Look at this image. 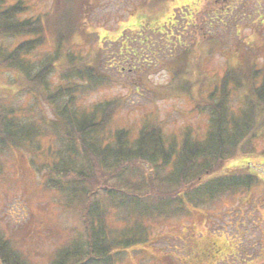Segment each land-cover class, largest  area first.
<instances>
[{"label": "trees", "instance_id": "obj_1", "mask_svg": "<svg viewBox=\"0 0 264 264\" xmlns=\"http://www.w3.org/2000/svg\"><path fill=\"white\" fill-rule=\"evenodd\" d=\"M143 2L135 9L136 20L124 30L138 34L149 23L143 30L147 41L165 7L154 0ZM28 7L23 0H0V38H10L0 43V67L13 71L20 92L39 97L52 109V117L32 122L23 119L26 114L21 111L0 109V148L25 147L45 186L61 194L65 207L79 209L82 235L55 251L48 264H115L131 245L147 241V220L191 215L193 207H203L214 195L252 183L250 175L241 178L236 172L241 168H233L229 161L246 155L253 138L264 137V73L255 81L259 71L249 67L245 74L240 63L235 66L229 57L233 52L227 53L232 64L225 75L202 71L201 81H207L208 90L199 87L191 95L192 110L187 112L206 114L204 133L199 128L203 124L187 127L178 140L164 136L159 125L146 118L132 135L128 128L112 127L122 97L92 103L86 99L113 80L110 69L116 62L105 57V44L100 46L98 38H92L66 48L53 46L42 21L45 14H29ZM106 35L107 30L102 36ZM213 40L219 43L217 36ZM133 50L136 54L131 55L117 49V59H126L130 70L141 68L139 82L147 90L162 97L182 93L173 79L177 63L158 57L154 49H138L134 44L128 51ZM143 50L151 53V59ZM158 69L166 70L170 78L153 86L147 76ZM45 136L51 143L42 144ZM42 146L48 153L46 162L37 161ZM108 224L115 225H111L114 235ZM0 264H26L1 235Z\"/></svg>", "mask_w": 264, "mask_h": 264}, {"label": "rangeland", "instance_id": "obj_2", "mask_svg": "<svg viewBox=\"0 0 264 264\" xmlns=\"http://www.w3.org/2000/svg\"><path fill=\"white\" fill-rule=\"evenodd\" d=\"M13 1L15 0H10V2ZM23 1L28 5L30 4L32 15L45 14L42 21L46 27L47 38L51 43L53 42V46L58 45L61 48H66L70 43L77 44L79 42L82 44L92 38H98V45L100 46L108 41L103 53L110 62H116V67L110 69L113 80L110 81L109 85L89 94L86 99L92 103L98 101L96 99L99 98L103 100L114 96L122 97V105L117 107L116 115L112 121L114 125L111 126L115 129L128 128L132 135L137 133L146 118L151 120L149 122H156L164 136L173 135L178 140L181 131L187 127L195 129L199 124H203L199 128L201 131H205L206 114H203L204 116L194 112L190 114L187 111L192 110L189 109L192 108V93L194 92L196 95L199 87L203 88L202 91L208 90L207 81H201L202 71L220 75L224 69V56L218 52L220 51L218 48L220 43L233 49V53L229 57L234 59L235 66L240 62L239 56L235 52L238 48L242 50L241 59L244 62L251 60L256 47L259 52L261 51L259 61L264 59V37H258L256 44H254V35L243 37V41L237 42L240 31L239 24L253 19L241 16L239 5L235 6L234 11L236 13L222 18V23L216 22V20L213 22V29L211 28L210 31L213 30L216 33L214 34L215 37L220 36L223 39H220L218 44L209 43L208 50L211 55H208L204 45L190 47L186 43L185 32L189 26V21H187L189 12L186 8H180L181 2L179 0L174 1L170 11L168 8L164 22L158 26L159 31L157 32H160L164 44L158 37V33L149 35L146 38L147 41L143 40L145 34H140L141 38L136 37V40L142 43L136 45L138 49H157L158 57H169L178 64L177 73L173 79L181 86L182 93L177 97L156 96L139 82L138 72L141 71V68L137 66L138 68L129 71L130 66H128L126 59L120 61L116 56L118 44H120V50L126 54L132 55V52L136 54L134 50H128L132 49L129 43L133 41L132 38L137 33L123 32V28L136 20L135 15L138 11L135 9L140 6L139 1L142 0ZM143 3L141 2V6L145 4ZM115 25L117 26L115 31L102 36L105 30L110 32ZM148 25L149 23H145L139 32L143 33ZM249 30L250 28L243 26L241 33H248ZM96 32L99 33L98 37H94ZM9 40L10 38H0V43L10 42ZM151 40L155 43L148 45ZM143 51L151 59V53L148 50ZM204 63L205 65L202 67ZM143 65H148V63H143ZM210 69L218 70L210 72ZM15 77L13 71L0 67V97L4 98L0 102V109L13 108L17 112L21 111V114H26L23 119L32 122L34 121L33 118H51L52 109L39 97L36 100L33 94L20 92L18 85H15ZM169 78L170 74L166 70H156L147 76V81L153 86H159L165 84ZM54 81L53 84L57 85L56 78ZM203 82L205 83L203 84ZM7 86L9 89L5 88ZM184 87L189 92L184 91ZM7 91L11 92V95L8 96ZM255 133L259 134L258 132ZM50 140V137L45 136L42 138V144H49L51 143ZM6 146H10V144ZM263 146L264 144L256 146V150ZM42 148L43 151L38 153L37 161L46 162L48 153L46 147L42 146ZM8 149H12V147ZM25 150L24 147L15 149L14 152H8L4 147L0 148V235L9 240L10 245L24 259L26 264H48L55 251L58 252L65 245L71 246V241L82 235L83 221L78 208L65 207L61 194L56 193L53 188L45 186L44 179L36 172L37 163L31 161V157L25 153ZM35 160L36 158H33V161ZM256 167L260 170L259 166ZM261 171L264 173V170ZM259 177H261L260 174ZM263 186L262 182L256 183L254 186L256 192L252 201L256 199L257 193L261 191ZM235 198L238 201L241 200L239 193H229L228 197L226 195L220 197L219 204L221 205H218L217 210H215L216 214L213 215L218 218L221 214L222 221L212 217L210 220L214 222V226H210V222L206 220V212L147 220L149 240L145 243L131 245L126 249L127 252L123 251L121 257L116 259L114 263L192 264L190 235L185 232L178 234L177 230H179L180 223L191 222L193 226L195 223L202 231L206 228L207 222L208 226L214 230L225 226L224 230L227 237H233V225L227 222V211L232 209L228 205ZM237 200L233 202L234 205ZM223 202L224 206L227 207L222 206ZM75 205L78 207L79 202ZM205 206L208 211L210 207L208 208L207 203ZM239 206L243 209L247 207L242 202H239ZM250 212L252 214V210ZM253 213L257 215L255 211ZM111 225L115 226L114 224ZM111 225L108 224V227L110 234H113L114 229ZM243 225L247 227V231L244 232V241L239 245L240 249L242 245L246 252L257 250L259 242L253 244L251 233L253 230L254 234L258 233V230L254 229L250 219L246 217H243ZM232 260V257H228L226 262L232 264ZM222 263L225 264V262ZM261 264L263 263L261 262Z\"/></svg>", "mask_w": 264, "mask_h": 264}, {"label": "flooded vegetation", "instance_id": "obj_3", "mask_svg": "<svg viewBox=\"0 0 264 264\" xmlns=\"http://www.w3.org/2000/svg\"><path fill=\"white\" fill-rule=\"evenodd\" d=\"M166 2L178 1V0H160ZM184 5L189 7L194 6V11L191 13L190 16H197L198 12L201 11L205 14V16L210 15L213 13V3H217L219 10L218 13H221L224 10H228L234 7V3L238 2L241 15L249 16V17H257V18H264V0H179ZM198 2H201V6H198ZM193 23V22H192ZM196 25V23H193ZM194 28H197L194 26ZM255 212L257 213V219L260 220L261 223H264V202H259L258 207L255 208ZM264 228H260L261 238L257 236V233L253 235L254 242L261 243L264 242ZM199 240H204L202 243V247L197 249L196 247L199 246ZM239 243V241H238ZM228 243L219 237H207V238H195L193 241V246L195 249V260L201 262V264H216L222 261L224 258V253L226 252ZM237 253H241L242 255H246L245 250H237ZM235 252V253H236ZM248 255H254L258 259L253 262V264H257L262 262L264 264V249L258 248L257 250L250 251ZM233 257H236L233 255ZM238 258V257H237ZM237 264H249L247 261L237 259Z\"/></svg>", "mask_w": 264, "mask_h": 264}]
</instances>
